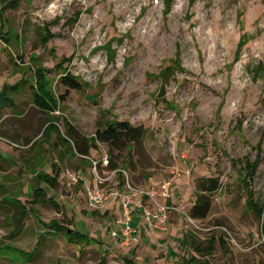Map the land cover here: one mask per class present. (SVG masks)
<instances>
[{"label": "rangeland", "instance_id": "obj_1", "mask_svg": "<svg viewBox=\"0 0 264 264\" xmlns=\"http://www.w3.org/2000/svg\"><path fill=\"white\" fill-rule=\"evenodd\" d=\"M10 1L0 0V91L41 66L59 104L43 111L25 87L2 108L0 264H264V0ZM62 71L80 88L59 84ZM124 119L142 139L122 151L96 142L89 156L112 157L134 213L157 215L140 216L127 245L112 237L120 208L89 209L66 176L90 179V161L59 137L67 121L91 135ZM41 171H59L57 185ZM199 177L218 188L195 219ZM56 222L95 240L70 242Z\"/></svg>", "mask_w": 264, "mask_h": 264}, {"label": "trees", "instance_id": "obj_2", "mask_svg": "<svg viewBox=\"0 0 264 264\" xmlns=\"http://www.w3.org/2000/svg\"><path fill=\"white\" fill-rule=\"evenodd\" d=\"M16 0L9 2L11 6H15ZM58 83L68 89H79L80 82L68 74L66 71H62ZM28 87L30 91V97L32 103L43 111L54 112L58 109V98L56 97L54 90L49 86V78L47 71L41 66L33 68V72L27 79L20 80V83H15L9 87L0 91V115L3 107L12 106V96L10 94H18ZM64 98V95H61ZM50 127H53L51 124ZM58 131L57 128H55ZM145 133V128L142 125H134L128 120H109L103 126L101 124L96 125V129L91 135H84L81 133L70 121L65 123L64 132L59 137L68 145H72V148L76 153L81 155H89L90 149L95 145L96 142L104 143L112 148H116L119 151L127 149L129 144L139 142ZM111 167H115L112 157L109 158ZM254 166V165H253ZM59 171L53 175L46 171H41L39 177L43 180L50 188H53L58 183ZM252 171H247L246 179H251ZM245 179V180H246ZM196 189L199 192L193 205L189 209V215L195 219H201L207 216L210 207L211 200L209 193L218 188V179L213 177H199L196 180ZM53 202L51 196H47V202ZM259 214L264 215V204L257 207ZM55 233H62L66 239L70 242L77 244L87 245L94 242V238L88 233L77 229L75 226L71 227L63 225L62 223L56 222L51 223ZM126 264H141L134 262L131 257L123 256ZM174 264H193L192 258L186 261L176 262Z\"/></svg>", "mask_w": 264, "mask_h": 264}, {"label": "built area", "instance_id": "obj_3", "mask_svg": "<svg viewBox=\"0 0 264 264\" xmlns=\"http://www.w3.org/2000/svg\"><path fill=\"white\" fill-rule=\"evenodd\" d=\"M77 154L81 157H87L90 161V179L70 171L66 172V176L71 179L73 184H81L84 191L86 206L89 209L97 210L102 208L111 199H120L122 213L120 217L116 219V223L119 227L112 231V237L122 245L136 242L137 228L132 225V215L136 209L131 206V202L133 201L130 197L124 194V190H121V180L118 178L119 174H125L124 169L116 166L111 167L109 165L107 153L98 160L93 159L89 155ZM123 186L127 189H132L127 182L123 183ZM140 192L150 195V193L144 191ZM134 194H136V190ZM163 209L164 207H162L160 211ZM141 216L147 220V222L154 217L157 218V215L147 208L142 209Z\"/></svg>", "mask_w": 264, "mask_h": 264}, {"label": "crops", "instance_id": "obj_4", "mask_svg": "<svg viewBox=\"0 0 264 264\" xmlns=\"http://www.w3.org/2000/svg\"><path fill=\"white\" fill-rule=\"evenodd\" d=\"M119 207L120 208V211L122 213V206H121V201L120 199H111L110 201H108L105 205H104V210L108 211V210H112L114 209V211L116 210V208ZM103 210V211H104ZM136 213V212H135ZM133 213L132 215V225L134 227H138V223L136 222H139V219L142 217L141 215L139 214H135ZM141 216V217H140ZM139 217V218H138ZM116 222V221H115ZM139 231V230H138Z\"/></svg>", "mask_w": 264, "mask_h": 264}]
</instances>
